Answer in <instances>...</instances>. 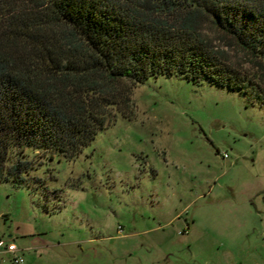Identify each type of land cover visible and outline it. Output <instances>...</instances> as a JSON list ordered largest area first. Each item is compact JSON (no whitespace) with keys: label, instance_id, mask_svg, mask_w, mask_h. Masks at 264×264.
I'll return each mask as SVG.
<instances>
[{"label":"rangeland","instance_id":"rangeland-1","mask_svg":"<svg viewBox=\"0 0 264 264\" xmlns=\"http://www.w3.org/2000/svg\"><path fill=\"white\" fill-rule=\"evenodd\" d=\"M132 99L75 157L30 151L25 179L0 181V237L23 264H226L205 238L264 234L234 204L264 203V92L158 74Z\"/></svg>","mask_w":264,"mask_h":264},{"label":"trees","instance_id":"trees-1","mask_svg":"<svg viewBox=\"0 0 264 264\" xmlns=\"http://www.w3.org/2000/svg\"><path fill=\"white\" fill-rule=\"evenodd\" d=\"M158 74L264 92V0H0V181L75 157Z\"/></svg>","mask_w":264,"mask_h":264},{"label":"crops","instance_id":"crops-1","mask_svg":"<svg viewBox=\"0 0 264 264\" xmlns=\"http://www.w3.org/2000/svg\"><path fill=\"white\" fill-rule=\"evenodd\" d=\"M258 196V194H256ZM254 197V200H258L257 197ZM235 205H244V204H252L256 208V214L258 215L259 212L264 213V203H234ZM251 208V207H250ZM252 209V208H251ZM250 209V210H251ZM258 212V213H257ZM239 213V212H238ZM238 217V216H237ZM236 217V223L241 225L243 222L242 220ZM261 224L264 223V214L260 217ZM235 223V222H231ZM229 223V224H231ZM256 227L254 228V230ZM209 235V234H208ZM215 234L209 235L206 240H209L210 243L213 239H217V247L216 249H220L223 255L229 257L226 260V264H264V260L260 261V257H263L262 253H264V234L263 232L257 233L254 240H250V234H246L247 240L246 242L244 239L242 240L241 236L232 234V233H222L218 235V238ZM126 238V237H125ZM241 238V239H240ZM7 254V253H6ZM1 255V254H0ZM214 260L207 259L206 264H213ZM215 264H223L222 262H216Z\"/></svg>","mask_w":264,"mask_h":264},{"label":"built area","instance_id":"built-area-1","mask_svg":"<svg viewBox=\"0 0 264 264\" xmlns=\"http://www.w3.org/2000/svg\"><path fill=\"white\" fill-rule=\"evenodd\" d=\"M226 156V153H224ZM11 254L12 255V262L14 264H23L24 260L20 254V250L15 245L13 241L10 239L0 237V254Z\"/></svg>","mask_w":264,"mask_h":264}]
</instances>
